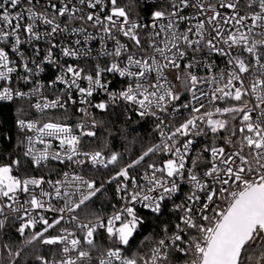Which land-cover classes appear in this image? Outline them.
Listing matches in <instances>:
<instances>
[{
    "label": "snow or ice",
    "instance_id": "snow-or-ice-1",
    "mask_svg": "<svg viewBox=\"0 0 264 264\" xmlns=\"http://www.w3.org/2000/svg\"><path fill=\"white\" fill-rule=\"evenodd\" d=\"M143 10L147 22L118 0H0V102L28 101L39 114L28 119L17 108V152L0 162V230L20 221L25 237L41 225L25 247L39 241L58 246L60 256L37 255L41 264H172L173 253L184 254V264H264V0H156ZM89 58L96 63L86 70L79 62ZM47 67L57 74L45 85L38 77ZM109 75L120 78L119 88ZM48 88L57 89L52 98ZM217 101L226 106L202 111ZM121 105L155 118L160 137L123 165L120 153L82 150V139L96 136L91 110ZM70 107L82 117L74 127L48 115ZM209 134L211 144L195 150V137ZM157 154L167 158L147 162ZM86 164L117 168L105 183H115L120 203L85 222L81 213L106 191L83 172ZM25 165L59 178L17 174ZM142 165V176L131 175ZM182 185L188 191L176 203ZM169 202L179 213L174 230L165 225L149 255H126L146 217L158 220ZM105 236L107 248L98 243ZM3 249L18 264L21 250Z\"/></svg>",
    "mask_w": 264,
    "mask_h": 264
},
{
    "label": "trees",
    "instance_id": "trees-1",
    "mask_svg": "<svg viewBox=\"0 0 264 264\" xmlns=\"http://www.w3.org/2000/svg\"><path fill=\"white\" fill-rule=\"evenodd\" d=\"M121 6H127L132 16L146 17L148 14H141L143 6L137 4L135 0H118ZM144 15V16H143ZM23 105L25 108V118L31 117L32 112L27 109L28 106L23 103H13L0 105V162H7V158L17 152L18 129L15 126L17 118V108ZM98 122L97 127L93 129L96 132L95 137H87L85 140V147L91 151H101L105 156L111 153H120V164H126L131 160L136 159L139 155L152 144L159 143L158 133L155 126L148 120L141 118L135 114L125 113L121 107L111 108L107 112L98 114L96 117ZM235 123V122H234ZM228 133H221L220 135H227ZM11 137V139H8ZM218 143H222L219 141ZM147 159V158H146ZM155 161L160 163L162 158L157 154L147 160V162ZM25 170H21L17 174L24 176H46L47 169H35L30 165H25ZM117 170L115 166L107 170H91L89 177L95 179L97 184H104L105 190L94 198V203H90L81 217L84 219H91L89 215L91 212H97L100 215H106L113 211L112 204H118L115 196V183L107 184L105 181L114 174ZM144 171V166L131 170L135 174H141ZM176 213L174 214L169 208L165 210L163 216L158 220L152 216H147L143 232L137 236L131 243L128 254L140 253L142 255H149L150 249L155 241L163 236L162 229L165 225L169 226L170 232L173 230L172 225L176 222ZM19 223L15 221L14 224L6 227L4 235V244H8L13 253L21 250L20 257L16 258L18 264H39L35 259L37 255L45 258L58 257V246H49L34 242L32 245L25 247V237L31 235L32 232L25 237H21L16 228ZM41 228L35 229L39 231ZM50 234L55 235L54 231ZM258 254V253H257ZM12 257H9L5 250V262L9 264Z\"/></svg>",
    "mask_w": 264,
    "mask_h": 264
},
{
    "label": "built area",
    "instance_id": "built-area-1",
    "mask_svg": "<svg viewBox=\"0 0 264 264\" xmlns=\"http://www.w3.org/2000/svg\"><path fill=\"white\" fill-rule=\"evenodd\" d=\"M135 2L137 4H139V5H141V6L144 7L145 6V3H147L148 5H152V4H155L156 3V0H135ZM143 9L144 8H141V12H143L141 14H145V13L148 14L147 11H145ZM187 11L191 12V9H189ZM135 17L136 16H133V18H135ZM139 17L142 20H144L145 22H147V20H148V16H146V17L139 16ZM45 47H46V45H44L43 43H41V48L44 49ZM93 48H94V54H95V51L99 49L98 43H94L93 44ZM27 52H28L29 55H31V49H27ZM56 54H57V56H59V52L58 51H57ZM61 59H62V62H63V60H67L69 63H73L74 62L70 58H61ZM214 59H215L216 64L219 66V68L217 69V71L219 69H223L225 67L224 59L223 58H221V57H214ZM79 63L86 70H90L92 67H94L96 61L95 60H92L91 58H89L87 60H83L82 59ZM56 74H57V70L55 69V67H47L46 70L43 73H40L39 74L38 80L41 83L47 85L49 83V81H51V80H53L55 78V75ZM200 74L201 75H206L207 73H205L204 69H201L200 70ZM107 78L113 81V83L111 85L112 88H119L121 86V84H120V78L113 79V77L111 75H109ZM20 87L22 88V90L28 91L31 87H33V85L29 84V85L25 86V85L21 84ZM59 87L60 86L58 85L57 88H59ZM56 92H57V89L48 88L45 91V95H47L50 98H52L54 96V94H56ZM100 98H101V96H96L95 97L96 100H99ZM33 102H34V100H33ZM16 103H23V104H26V106H28V103L29 102L28 101H17ZM228 103L229 104H234L236 102L235 101H228ZM5 104H9V103L8 102H0V105H5ZM11 104H13V103H11ZM78 106L79 105H77V107ZM215 106L224 107V106H226V104H225L224 101H217L215 105L212 104V103H208V104H206L205 109H202V111H204V110H213ZM118 107H121L124 110V108H123L122 105L121 106H118ZM27 109L32 112V114H30L32 116L31 117H27L28 119H33V118H38L39 117V114L36 113L34 110H31L28 107H27ZM91 111L94 114L95 119L98 116V114L103 113V112H101L99 110H96V109H92ZM128 113L133 114L131 111H129ZM48 115H52L54 117H59L60 118V122L69 123V124L73 125V127L82 118L81 117V114L76 111V107H70L67 113H63L61 110H55V111H52V112L48 113ZM183 115L186 117L188 115V113L187 112H184ZM65 116L67 117V119H64ZM214 118H220V117L219 116H216ZM144 119L148 120L149 122H151L156 127L157 121L155 120V118H153V117H144ZM168 119H170V117H167L166 118V121ZM175 122H179V121L177 120ZM201 126L204 127L203 124ZM165 131H167V129H165ZM158 137H159V135H158ZM86 138L87 137H84L82 139V150L83 151L92 152L91 150H89V149H87L85 147V140H86ZM159 140H160V137H159ZM218 142L219 141H217V143ZM206 144H211V135L210 134H209V136H203L202 135V136H199V137H195V140H194V149L195 150L201 149ZM194 154H195V152H193V155ZM158 155L162 158V161L167 158L164 154H158ZM205 155H207V153ZM50 167H52L53 169L59 168L61 171L66 170L65 167H64V165H59V164H56V163H53L52 165H50ZM111 167H113V166H109L108 169H110ZM91 170L93 171V170H107V169H104V168L94 169L90 165H87L86 164L84 166L83 172L86 174V176L88 178H90L89 177V174H90ZM142 174L143 173H141V174H135L134 172H131V175H133V176H142ZM35 177H38V176H35ZM45 178L46 179L47 178H51V179L55 180V179H58L59 177H58V175L56 174L55 171H53L52 173H49L48 170H47ZM140 182L143 183L142 180ZM187 191H188V186L187 185H182V190L179 193H177V195L174 198L175 199V202L176 203H181L183 201L184 196L187 193ZM24 198H26V197H21V199H24ZM117 201H118V199H117ZM54 203H55V201H54ZM119 203L120 202L118 201V204ZM168 208L170 210L172 208V205H171L170 202H169ZM112 212H110L109 214L103 215V216H108ZM178 214L179 213H176V215H178ZM45 215L47 216V218L50 221L55 217V214L54 213H45ZM81 219H84V218L81 217ZM84 220L86 222L87 219H84ZM17 222L20 223V221H17ZM64 226L65 227H70V225H68L66 223L64 224ZM41 227H42L41 225H37V228L36 229L41 228ZM5 230H6V228L3 229V230H0V264H6V262H5V249H3ZM34 230H28V231H26L25 236L27 234H29L30 232L34 231ZM50 232H52V230H50ZM142 232H143V227L138 230V233L137 234L134 235V238L130 241V245H131V243L133 242V240L137 236H139V235L142 234ZM77 235L79 236V235H82V234L81 233H77ZM98 243L101 244L104 248H107V247H110L111 246V244L108 241V239L106 238V236L103 239L99 240ZM130 245L129 246H125V254L126 255H129L128 254V250H129ZM93 256L94 257H98L99 256V253L98 252H94L93 253ZM45 259L48 260V261H52L53 259H60V256H58V257H52V258H45ZM170 259H171L172 264H184V261H185L186 257L182 253H173L171 255ZM39 264H41L40 261H39Z\"/></svg>",
    "mask_w": 264,
    "mask_h": 264
},
{
    "label": "rangeland",
    "instance_id": "rangeland-1",
    "mask_svg": "<svg viewBox=\"0 0 264 264\" xmlns=\"http://www.w3.org/2000/svg\"><path fill=\"white\" fill-rule=\"evenodd\" d=\"M84 213V212H83Z\"/></svg>",
    "mask_w": 264,
    "mask_h": 264
}]
</instances>
